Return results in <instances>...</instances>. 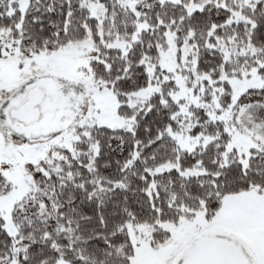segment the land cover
Masks as SVG:
<instances>
[{
  "label": "snow or ice",
  "instance_id": "obj_1",
  "mask_svg": "<svg viewBox=\"0 0 264 264\" xmlns=\"http://www.w3.org/2000/svg\"><path fill=\"white\" fill-rule=\"evenodd\" d=\"M0 264H264V0H0Z\"/></svg>",
  "mask_w": 264,
  "mask_h": 264
}]
</instances>
